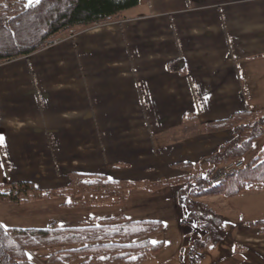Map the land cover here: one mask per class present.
Wrapping results in <instances>:
<instances>
[{
    "label": "crops",
    "instance_id": "obj_1",
    "mask_svg": "<svg viewBox=\"0 0 264 264\" xmlns=\"http://www.w3.org/2000/svg\"><path fill=\"white\" fill-rule=\"evenodd\" d=\"M263 110L264 0H139L118 21L0 65V188L33 187L19 202H0V225L67 228L169 215L182 231L187 211L175 183L206 177L207 158L232 139L204 126ZM72 174L117 184L73 187ZM124 189L123 213L94 200ZM226 200L230 244L224 238L205 264H264V233L251 227L264 220V189Z\"/></svg>",
    "mask_w": 264,
    "mask_h": 264
},
{
    "label": "trees",
    "instance_id": "obj_2",
    "mask_svg": "<svg viewBox=\"0 0 264 264\" xmlns=\"http://www.w3.org/2000/svg\"><path fill=\"white\" fill-rule=\"evenodd\" d=\"M138 5L139 0H40L33 5L27 0H0V65L28 57L78 30L118 21L125 11ZM175 66L171 64L172 69ZM257 114L245 112L223 122L205 125L204 133L230 131L232 139L207 158L212 169L206 177L194 176L175 183L179 187L176 196L179 205L187 211L181 225L206 229L190 251L194 263L198 261L195 254L201 246H215L225 234L223 218L200 200L216 196L232 199L246 190L264 189V158L247 161L242 171L218 185L210 186L209 183L219 167L244 159L254 141L264 136L261 132L252 134L248 140L243 139L247 129L258 126V122L251 123ZM260 120L264 126V114ZM175 166L182 170L192 168L189 163ZM71 184L78 188L105 189L117 182L104 176L72 174ZM32 188L26 183L11 185L8 191L0 188V202H19ZM60 193L54 191L52 194ZM201 206L207 213L199 212ZM251 226L264 233V220L251 223ZM162 227L163 222L159 220L129 221L122 216L101 224L67 228L51 225L44 229L6 230L0 225V264H30L32 251L61 246L63 250L44 259L46 264H142L164 248V242L154 244L150 240ZM217 231L220 234L217 235Z\"/></svg>",
    "mask_w": 264,
    "mask_h": 264
},
{
    "label": "rangeland",
    "instance_id": "obj_3",
    "mask_svg": "<svg viewBox=\"0 0 264 264\" xmlns=\"http://www.w3.org/2000/svg\"><path fill=\"white\" fill-rule=\"evenodd\" d=\"M40 0H27L28 4L33 5L37 4ZM56 42V41H55ZM54 43V42H53ZM263 112H260L257 114L256 117H254L251 121V123H256L258 122V126L253 129H247L244 132L243 139L248 140L251 138L252 134H258V133H263L264 135V126L261 125V120L260 118L263 116ZM264 121V120H263ZM260 150H264V136L261 139H257L253 143V147L251 151L248 153V155L244 159H239L240 161H244L245 166L246 162L250 159L252 156H254L255 153H258ZM255 159V158H254ZM234 162V161H233ZM228 164V163H227ZM226 165V164H225ZM224 166V165H223ZM245 168V167H244ZM206 176V175H205ZM128 195V192L126 189L124 190H119L114 193L110 194H105L102 195L100 194L97 196L98 198H95V201L98 202H114V213L116 214L117 212L123 213L125 210V207H130V205L125 203L126 197ZM220 197V196H219ZM219 199V200H218ZM218 199H213V198H203L200 201H202V204L209 207L212 212H214L216 215L219 217L225 216L226 219L234 220V217H232L230 214H233L232 212L233 208L232 206L230 207V202L226 200L224 197L218 198ZM74 206V205H73ZM204 206H201L199 209V212L201 214L207 213V211L203 208ZM184 208H182L183 211ZM112 212V213H113ZM113 213V214H114ZM230 215V217H229ZM234 216V215H233ZM163 222V227L160 231L157 233L153 234L150 237V240L152 243L156 244L159 242H164V248L162 251L155 255H150L142 264H178L177 262L180 261L183 264H205V261L203 259V256H207L208 253L213 251V248L217 245L213 246H201L195 256L198 259L196 263H194L191 260L190 256V251L194 245V241L203 234V232H206V229L197 227L195 225L191 226H185L184 229L179 230V227L176 225V220H174L171 216L165 215L164 219H161ZM228 221L225 222L227 224ZM230 222V221H229ZM252 227V226H251ZM255 228V227H253ZM224 229V228H223ZM181 231V232H180ZM226 231V228H225ZM183 239H187L186 243H182V236ZM220 234V231H217V235ZM226 240H225V239ZM225 240L226 245L230 244V240L227 241L226 234H224L223 239L221 241ZM182 243V246L180 244ZM182 247V249H181ZM223 249V248H221ZM59 247H51V248H46V249H40V250H34L32 251L30 255V260H36L41 256H46V254H51L57 252ZM180 250V251H179ZM165 262V263H164ZM79 264V263H78Z\"/></svg>",
    "mask_w": 264,
    "mask_h": 264
},
{
    "label": "built area",
    "instance_id": "obj_4",
    "mask_svg": "<svg viewBox=\"0 0 264 264\" xmlns=\"http://www.w3.org/2000/svg\"><path fill=\"white\" fill-rule=\"evenodd\" d=\"M245 167L244 161H234L219 167L209 178L210 186H215L224 181L229 176L242 171Z\"/></svg>",
    "mask_w": 264,
    "mask_h": 264
}]
</instances>
